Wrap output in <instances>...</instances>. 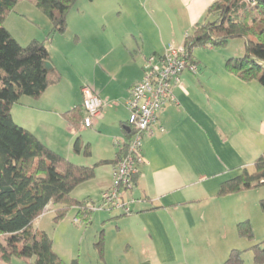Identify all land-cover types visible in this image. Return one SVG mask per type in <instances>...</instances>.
Returning a JSON list of instances; mask_svg holds the SVG:
<instances>
[{
    "label": "crops",
    "instance_id": "obj_1",
    "mask_svg": "<svg viewBox=\"0 0 264 264\" xmlns=\"http://www.w3.org/2000/svg\"><path fill=\"white\" fill-rule=\"evenodd\" d=\"M214 1L78 0L69 13L67 30L47 43L50 61L61 77L40 97L23 96L13 105L12 115L71 161L96 167L95 176L73 190L75 200L88 198L96 204L112 184L117 163H98L116 158L130 140L127 100L132 86L144 78L145 58L163 54L170 44H184L189 32L181 24L205 21ZM17 6L20 19L31 15L47 19L32 0H21ZM121 6L140 8V14L122 22ZM166 6L177 15L176 27L166 24ZM48 23L45 31L51 29ZM5 26L12 33L6 21ZM37 34V39H45ZM238 50L246 51L245 46ZM225 51L194 48L192 57L199 70L183 72L181 85L173 86L176 99L161 108L154 134L144 138L138 180L125 194L129 212L92 211L84 222L102 228L98 237L103 239L102 264H224L232 249L254 244L237 229L240 221L251 217L245 191L221 195L220 189L244 169L253 171L264 152V86L231 73L226 62L236 53ZM216 55L219 61L213 62ZM87 86L100 95L103 107L92 126L82 121L77 126L65 113L82 106ZM77 137L90 144V155L84 149L74 150ZM54 206L50 203L36 219L37 227ZM72 211L75 218L78 208ZM54 249L68 261L77 256L68 242L56 246L54 240ZM98 256L97 250L85 264H98Z\"/></svg>",
    "mask_w": 264,
    "mask_h": 264
},
{
    "label": "trees",
    "instance_id": "obj_2",
    "mask_svg": "<svg viewBox=\"0 0 264 264\" xmlns=\"http://www.w3.org/2000/svg\"><path fill=\"white\" fill-rule=\"evenodd\" d=\"M21 0H0V264H13L24 259L28 264H80L78 258L65 260L54 249L50 234L35 226V221L51 203L59 204L54 220H63L72 207L78 208L83 222L92 211L85 207L88 198L75 200L73 190L95 176V166L78 164L57 152L31 130L20 125L12 115V107L23 96L38 98L53 83L59 81L57 68L47 69L50 60L47 41L56 33H64L68 16L78 0H32L47 15L51 29L46 39H32L21 44L5 26L7 15ZM209 17L196 23L185 38V46L192 57L197 46L223 48L231 39H245V55L230 57L227 69L244 81L257 80L264 86V0H215L208 8ZM193 58V57H192ZM83 105L65 113L67 119L79 126L85 113ZM129 139L131 133H127ZM129 142L116 158L98 163H117L127 152ZM84 149L91 154V146L77 137L74 150ZM138 180V172L133 183ZM264 185V152L254 162V170L244 169L237 177L221 185L220 194H232ZM241 237L253 240L254 228L250 220L237 224ZM98 264L105 261L103 239L96 243ZM248 249L254 260L264 263V242ZM232 249L224 264H246L244 252Z\"/></svg>",
    "mask_w": 264,
    "mask_h": 264
},
{
    "label": "built area",
    "instance_id": "obj_3",
    "mask_svg": "<svg viewBox=\"0 0 264 264\" xmlns=\"http://www.w3.org/2000/svg\"><path fill=\"white\" fill-rule=\"evenodd\" d=\"M143 69V80L132 86L127 100L130 109L127 129L131 133L127 152L116 164L111 186L101 193L102 203L98 206L92 202L85 204L90 211L120 209L129 212L125 194L134 187L133 176L144 160L142 154L144 138L154 134L161 108L176 99L173 86L181 85L183 72L186 70L197 72L199 65L191 57L185 44L180 46L170 44L163 54L147 56ZM82 105L85 109L82 123L90 127L94 119L100 115L103 101L95 89L87 86L83 88ZM158 129L163 131L164 127L158 124ZM81 221L79 216L74 218L75 223Z\"/></svg>",
    "mask_w": 264,
    "mask_h": 264
},
{
    "label": "rangeland",
    "instance_id": "obj_4",
    "mask_svg": "<svg viewBox=\"0 0 264 264\" xmlns=\"http://www.w3.org/2000/svg\"><path fill=\"white\" fill-rule=\"evenodd\" d=\"M144 5L146 6L147 9L149 10L151 9V6H147V4H144ZM75 7H77V5H75ZM123 7L121 6L120 12H119V14L121 15L120 21L122 22L124 20H127V17H129V15L136 14L139 16L140 14V8L134 9L133 6L132 8H127L125 6ZM34 8H36L38 12L40 13L42 12L36 7V5ZM17 10L19 11V6H17ZM42 14L43 15L41 16H43L44 18H47L46 21H44L45 19L43 18L40 19L34 15H31L29 17L27 16V17H24L23 19H20L19 13H17L14 10V12L12 11L11 13L7 15V18L5 21H6L7 26L11 28L12 33L17 37L18 41H20V43L23 45H27L33 38L37 37L36 33H38L37 35H40L39 37H42L41 39H44V38L46 39V36L48 35L46 34V32L48 31V29H50V27L47 29V31H45L44 28L48 26H44V25L49 24L48 20L50 19L43 12ZM163 14L167 17L166 18L167 26L168 27H170V25L175 26L177 15L174 13L173 9L170 6L169 8L168 6L164 8ZM181 25H186L187 28L184 31L185 33L187 32L190 33L193 29L192 24L188 25L185 22H183ZM72 28L73 30H75V26H73ZM168 31L170 32V28H168ZM52 38L53 37H51V39ZM50 40L47 41L48 44L50 43ZM244 44H245L244 39L241 37H237L235 39H231L228 45L223 48H220V50L225 49L227 50L225 52H229V53H231L230 51H235L234 53H236L235 54L236 56L234 57H241L245 55L244 54L245 52H239V50L237 51V49H240V51L241 49H244V46H245ZM209 47L210 46H197L195 47V49L199 50L202 48L206 49ZM219 57L220 55H216V57H213V62L215 61L218 62ZM244 194H245L244 200H245V203L248 209L247 215L251 216L250 218L246 220H250L251 224L253 225L254 233H255V237L253 241L254 243L264 242V185L245 190ZM101 203H102V200H101V194H100L99 200H96V205L98 206ZM59 207H60L59 204L55 205L53 210L48 212L46 219H44L45 221H43L40 227L38 228L40 230H45L48 234H50V236L53 239V242L55 240L56 246H58L59 244L64 245L67 242L70 243L72 247L74 248L75 253H77L76 258H78L80 261V255H81L82 264L89 263V259H91V256L96 255L97 253L98 249H97L96 243L99 240L98 237L102 231V228L98 230L97 229L98 226L96 223L87 224L81 221L80 223L76 224L73 220L74 212L72 211V208L70 209L67 216L63 220L56 223L54 220V217L56 215L55 214L56 209ZM97 211H100V210H96L95 212ZM101 211L109 212L108 210H101ZM34 224L37 227L38 223L35 222ZM78 228L80 230H78ZM244 260L246 264H251L252 262L253 263L255 262L254 254L250 249L244 252ZM14 262H19V259H15ZM22 262H24V264L26 263V261H22Z\"/></svg>",
    "mask_w": 264,
    "mask_h": 264
},
{
    "label": "water",
    "instance_id": "obj_5",
    "mask_svg": "<svg viewBox=\"0 0 264 264\" xmlns=\"http://www.w3.org/2000/svg\"><path fill=\"white\" fill-rule=\"evenodd\" d=\"M45 65H46L47 69H49V70H53L54 69V65H53V63L50 60H47Z\"/></svg>",
    "mask_w": 264,
    "mask_h": 264
}]
</instances>
